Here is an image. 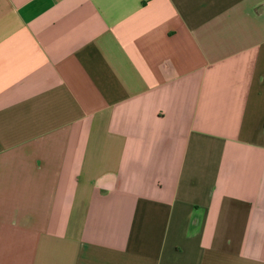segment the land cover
Here are the masks:
<instances>
[{
  "label": "crops",
  "instance_id": "1",
  "mask_svg": "<svg viewBox=\"0 0 264 264\" xmlns=\"http://www.w3.org/2000/svg\"><path fill=\"white\" fill-rule=\"evenodd\" d=\"M0 264H264V0H0Z\"/></svg>",
  "mask_w": 264,
  "mask_h": 264
}]
</instances>
